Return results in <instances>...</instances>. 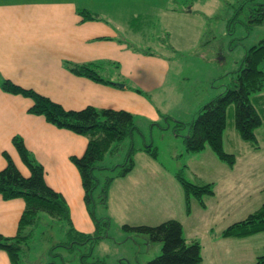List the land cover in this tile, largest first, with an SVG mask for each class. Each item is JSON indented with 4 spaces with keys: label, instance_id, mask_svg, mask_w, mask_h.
I'll list each match as a JSON object with an SVG mask.
<instances>
[{
    "label": "rangeland",
    "instance_id": "1",
    "mask_svg": "<svg viewBox=\"0 0 264 264\" xmlns=\"http://www.w3.org/2000/svg\"><path fill=\"white\" fill-rule=\"evenodd\" d=\"M70 1L99 16L115 39L138 55L137 61H131L128 53V58L122 55V64L108 59L101 65L100 74L109 76L111 85H124L122 109L133 115L136 130L123 141L116 155L105 156L99 163L107 169L95 172L99 184L93 194L94 214L109 223L102 231L104 237L92 245L91 257L84 261L146 264L160 254L161 244L126 233L122 225L156 226L173 219L181 224L187 242L199 241L200 264H253L264 254V232L245 238H225L221 233L264 203V88L251 97L262 122L255 130V144L238 136L234 106L226 110L222 143L224 151L235 156L232 167L220 162L208 148L198 153L185 152L186 128L176 130L175 126L176 122L189 123L202 105L223 92L245 51L264 39V19L260 24L250 22L254 18L253 7L244 3L246 0ZM242 3L244 7L239 11ZM153 58H161L166 68ZM132 64L135 70L131 69ZM150 83L159 85L151 90ZM130 146L135 149L134 168L112 181L106 206H102L97 196L104 180L116 175L120 169L117 165L124 163ZM145 146L156 150L155 160L141 151ZM12 147L14 157L22 162ZM33 152L30 154L36 163H46L45 155ZM46 156L49 159L54 154ZM178 171L190 183L211 184L213 195L204 196V207L191 199L190 211L186 213L183 193L174 177ZM79 193L78 201L81 188ZM69 203L73 227L92 233L94 224L89 214L80 208L79 202L69 199ZM78 208L81 213L76 211ZM44 217L48 225L49 218ZM46 225L33 238L24 264H81L80 256L89 245L74 251L51 248L65 239L66 225Z\"/></svg>",
    "mask_w": 264,
    "mask_h": 264
},
{
    "label": "trees",
    "instance_id": "2",
    "mask_svg": "<svg viewBox=\"0 0 264 264\" xmlns=\"http://www.w3.org/2000/svg\"><path fill=\"white\" fill-rule=\"evenodd\" d=\"M245 1V0H244ZM243 1V2H244ZM246 0L244 3L253 7V16L250 22L262 23L264 19V1L255 3ZM242 3L239 11L244 7ZM84 21L97 20L95 14L85 9H78ZM252 16V17H253ZM264 39L257 45L248 48L241 60L238 69L231 73L229 81L222 93L206 102L199 109L197 115L187 124L176 122V130L186 128L183 137L185 152L198 153L208 148L222 163L232 167L235 156L226 153L223 149L222 136L226 126V110L234 106V127L241 140L252 144L256 143L255 130L261 126L260 116L251 103V97L264 88ZM103 63H68L65 68L72 74L85 77L91 81L112 84L105 80L100 71ZM0 89L12 95H19L31 100L27 112L42 117L47 123L58 129H65L87 139L84 153L80 157H71L70 161L77 168L83 189V203L94 224L92 233L79 231L73 227L69 207L62 195L50 188L44 181L42 166L34 161L30 152L25 148L22 138L14 136L12 144L16 148L22 162L29 171L23 176L15 167L11 158L4 153L6 166L0 170V197L4 201L21 199L24 203L19 217L16 233L11 237L0 235V251L8 256L10 264H24L27 260L30 245L38 234V230L45 224L44 216L49 218L48 228L53 223H65V239L51 248L63 247L74 251L89 245L88 251L80 256L81 264H87L84 258L91 257L92 245L103 238L102 231L107 228L109 221L100 220L94 214V191L99 181L97 170L107 168L99 165L105 156H114L121 149L122 143L130 139L136 130L133 115L124 110L98 109L87 106L81 110H66L58 103L29 88H22L9 80L0 81ZM137 92L140 93L139 90ZM141 151L148 154L153 160L157 152L151 146H145ZM135 149L129 147L125 161L119 167L116 175L107 177L99 191V203L106 206L107 193L110 184L115 178L124 177L134 168L133 154ZM112 167L110 169H114ZM180 185L186 213L190 211L191 199L204 207V196L213 195L211 184L197 185L185 180L181 171L174 174ZM122 231L133 236H144L148 242L160 243V254L146 264H200L202 262L201 245L198 240L186 241L183 237L181 224L173 219L161 222L156 226L122 225ZM264 232V203L245 219L228 225L222 231V237L245 238ZM43 234V231L40 232ZM106 234V233H105ZM88 264H104L95 260ZM253 264H264V254L259 256Z\"/></svg>",
    "mask_w": 264,
    "mask_h": 264
},
{
    "label": "crops",
    "instance_id": "3",
    "mask_svg": "<svg viewBox=\"0 0 264 264\" xmlns=\"http://www.w3.org/2000/svg\"><path fill=\"white\" fill-rule=\"evenodd\" d=\"M78 9L70 0H0V81L6 79L32 89L66 110L87 106L124 110L122 88L76 76L64 66L65 62L104 63L108 59L121 63L122 55L128 58L129 54L131 61L138 58L133 49L115 39L104 20L96 15L97 20L84 21ZM153 59L161 61L163 69L166 68L161 58ZM102 77L108 80L109 76ZM158 85L150 83L148 87L153 90ZM139 103L144 105L143 101ZM30 106V99L0 89V170L6 164L5 153L26 177L28 169L14 157L12 147V138L19 136L30 153L45 155L46 163L41 165L45 183L62 195L69 208L70 199L79 202L80 208L86 211L81 179L70 158L84 153L87 139L29 114ZM53 154L49 159L46 156ZM23 208L21 199L4 201L0 197V235L11 237L16 233ZM80 208L76 210L79 213ZM0 264H10L3 251H0Z\"/></svg>",
    "mask_w": 264,
    "mask_h": 264
},
{
    "label": "water",
    "instance_id": "4",
    "mask_svg": "<svg viewBox=\"0 0 264 264\" xmlns=\"http://www.w3.org/2000/svg\"><path fill=\"white\" fill-rule=\"evenodd\" d=\"M115 86L118 87V88H123L124 87L123 84H115Z\"/></svg>",
    "mask_w": 264,
    "mask_h": 264
}]
</instances>
